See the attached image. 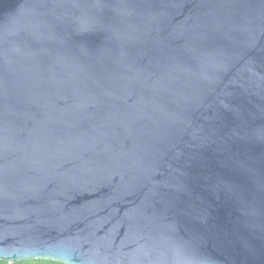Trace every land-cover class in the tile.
Instances as JSON below:
<instances>
[{
  "label": "water",
  "instance_id": "water-1",
  "mask_svg": "<svg viewBox=\"0 0 264 264\" xmlns=\"http://www.w3.org/2000/svg\"><path fill=\"white\" fill-rule=\"evenodd\" d=\"M264 264V0H0V260Z\"/></svg>",
  "mask_w": 264,
  "mask_h": 264
},
{
  "label": "trees",
  "instance_id": "trees-1",
  "mask_svg": "<svg viewBox=\"0 0 264 264\" xmlns=\"http://www.w3.org/2000/svg\"><path fill=\"white\" fill-rule=\"evenodd\" d=\"M5 262V261H1ZM15 264H64L58 261H53V260H46V259H34V260H25V261H17L14 262Z\"/></svg>",
  "mask_w": 264,
  "mask_h": 264
},
{
  "label": "built area",
  "instance_id": "built-area-1",
  "mask_svg": "<svg viewBox=\"0 0 264 264\" xmlns=\"http://www.w3.org/2000/svg\"><path fill=\"white\" fill-rule=\"evenodd\" d=\"M0 264H15L13 261H5V262H1Z\"/></svg>",
  "mask_w": 264,
  "mask_h": 264
}]
</instances>
